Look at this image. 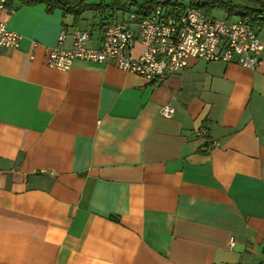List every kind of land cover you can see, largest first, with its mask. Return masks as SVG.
Listing matches in <instances>:
<instances>
[{
	"label": "crops",
	"instance_id": "crops-1",
	"mask_svg": "<svg viewBox=\"0 0 264 264\" xmlns=\"http://www.w3.org/2000/svg\"><path fill=\"white\" fill-rule=\"evenodd\" d=\"M72 1L1 13L21 40L0 47V264H263L264 51L255 70L192 58L163 82L113 62L61 70L46 57L63 30L62 48L76 29L97 47L111 21ZM221 1L204 11L251 4Z\"/></svg>",
	"mask_w": 264,
	"mask_h": 264
},
{
	"label": "built area",
	"instance_id": "built-area-1",
	"mask_svg": "<svg viewBox=\"0 0 264 264\" xmlns=\"http://www.w3.org/2000/svg\"><path fill=\"white\" fill-rule=\"evenodd\" d=\"M156 1L147 17L139 18L133 11L130 23L119 20L108 23L97 47L87 46L89 33L76 29L72 33L73 47L65 50L60 46L66 38L62 31L58 44L49 49L48 65L66 70L76 59L113 62L123 70L150 80H163L171 73L183 71L192 58L237 61L243 67H258L264 44L248 21L206 16L193 6L185 8L181 14L166 16L164 4L169 0ZM8 2L0 0V47L16 48L21 35L7 29L1 15ZM136 39L144 46L139 54L133 51ZM174 111L169 105L161 108L164 116H170ZM229 243L232 246L235 237L232 236Z\"/></svg>",
	"mask_w": 264,
	"mask_h": 264
},
{
	"label": "trees",
	"instance_id": "trees-1",
	"mask_svg": "<svg viewBox=\"0 0 264 264\" xmlns=\"http://www.w3.org/2000/svg\"><path fill=\"white\" fill-rule=\"evenodd\" d=\"M250 1V5H244L240 8H235L234 9H238L240 16L242 17H247V15H252L253 17L249 18L254 24L256 23L255 20H258V22H261L262 20H264V0H248ZM57 2H62V6H64V9L66 11H70L71 10V6L68 5L69 3H73L72 0H48V6L50 8L54 7L55 4H58ZM156 0H108V1H104V0H100L98 3H96V8H102V14H104L106 11H112L111 13V21L113 20H117L118 18H116L118 12L122 13L123 11H125L128 7H134V9L136 10V13L138 14L139 17H145L146 15H149L153 8L154 5L156 4ZM191 2L197 7L199 8L204 14H207L204 11V8H206L207 11H210V9L214 6V5H220L221 3H223L221 0H204L203 2H195L193 0H191ZM179 3V1L177 2L176 0L167 2L164 4V10H165V14L167 15H171L174 13L177 14H181L184 10V6L181 4H177ZM92 5V4H91ZM123 6V7H122ZM124 9V10H123ZM110 21V22H111ZM108 22V23H110ZM107 23V24H108ZM106 24V25H107Z\"/></svg>",
	"mask_w": 264,
	"mask_h": 264
},
{
	"label": "bare ground",
	"instance_id": "bare-ground-1",
	"mask_svg": "<svg viewBox=\"0 0 264 264\" xmlns=\"http://www.w3.org/2000/svg\"><path fill=\"white\" fill-rule=\"evenodd\" d=\"M170 1H173V0H169V2ZM177 4H179V3H177ZM193 7H195V6H193ZM185 8H187V7H184V9ZM197 8V7H196ZM197 9H199V8H197ZM200 10V9H199ZM135 11V10H134ZM201 11V10H200ZM202 12V11H201ZM203 13V12H202ZM204 14V13H203ZM138 15V14H137ZM204 15H206V16H210V17H214V18H218V17H215V16H212V15H208V14H204ZM148 15H146L145 17H147ZM139 17V16H138ZM129 18H133L132 17V15L130 14L129 15ZM139 18H143V17H139ZM220 19H229V20H232V21H235V20H238V19H244V20H246V21H248L249 23H251V25L252 26H254V28H255V30H256V32H257V27H256V25L251 21V20H247V19H245V18H242V16H238L237 17V19H231L230 17H224V18H220ZM123 22H127V23H130V19H128L127 21H123ZM6 24V23H5ZM6 27H7V25H6ZM132 28H135L134 26H132ZM7 29H9V28H7ZM10 30V29H9ZM10 31H13V30H10ZM65 33H66V38H67V31L66 30H63ZM13 32H16V31H13ZM16 33H18V32H16ZM89 33V32H88ZM19 34V33H18ZM257 34H258V32H257ZM90 35V34H89ZM258 37H259V35H258ZM66 38H65V40H66ZM73 39V38H72ZM260 39V38H259ZM64 40V41H65ZM261 40V39H260ZM63 41V42H64ZM62 42V43H63ZM262 42V41H261ZM61 43V44H62ZM142 43V42H141ZM263 43V42H262ZM60 44V45H61ZM88 44V43H87ZM264 44V43H263ZM19 45H20V43H19ZM73 47V46H72ZM4 48H8V47H4ZM17 48V47H16ZM143 48H144V46H143ZM64 49V48H63ZM71 49V48H70ZM65 50H68V49H65ZM264 51V50H263ZM262 51V52H263ZM49 52V51H48ZM135 53V52H134ZM141 53V52H140ZM48 54V53H47ZM135 54H139V53H135ZM262 54V53H261ZM197 59H200V58H197ZM46 60H47V57H46ZM202 60H205V59H202ZM262 60V59H261ZM75 61V60H74ZM190 61V60H189ZM205 61H207V60H205ZM212 61H221V60H212ZM207 62H211V61H207ZM223 62H225V61H223ZM226 63H236V64H238L237 63V61H229V62H226ZM48 64V63H47ZM73 64V63H72ZM188 64H189V62H188ZM260 64V63H259ZM240 65V64H239ZM188 66V65H187ZM186 66V67H187ZM242 66V65H241ZM259 66V65H258ZM71 67V66H70ZM185 67V68H186ZM55 68V67H54ZM119 68V67H118ZM185 68H184V70H185ZM247 68V67H246ZM258 68V67H257ZM256 68V69H257ZM121 69V68H120ZM62 70V69H61ZM67 70V69H66ZM123 70V69H122ZM253 70H255V69H253ZM125 71H127V70H125ZM129 72H131V71H129ZM181 72H183V71H181ZM181 72H175V73H181ZM133 73H135V72H133ZM137 74V73H136ZM171 74H173V73H171ZM139 75V74H138ZM170 75V74H169ZM141 76V75H140ZM168 76V75H167ZM166 76V77H167ZM143 77V76H142ZM166 77L163 79V80H158V79H153V80H158V81H160V82H163L165 79H166ZM145 78V77H144ZM150 80V79H149ZM165 106V105H164ZM169 106H171V105H169ZM163 107V106H162ZM161 107V108H162ZM173 107V106H172ZM174 108V107H173ZM174 110H175V108H174ZM175 112V111H174ZM160 114H161V109H160ZM162 115V114H161ZM164 116V115H163ZM171 116V115H170ZM168 117V116H167Z\"/></svg>",
	"mask_w": 264,
	"mask_h": 264
},
{
	"label": "rangeland",
	"instance_id": "rangeland-1",
	"mask_svg": "<svg viewBox=\"0 0 264 264\" xmlns=\"http://www.w3.org/2000/svg\"><path fill=\"white\" fill-rule=\"evenodd\" d=\"M179 2H182V3L186 4L188 2V0H179ZM238 11L239 10L237 9V12H234V14H232V16H231L232 18L231 19H237V17L240 15ZM212 15L215 16V17H218V18L226 17L224 9L223 10H216V12H214ZM242 18H246V17H242Z\"/></svg>",
	"mask_w": 264,
	"mask_h": 264
}]
</instances>
